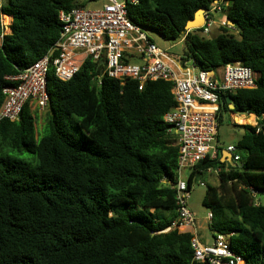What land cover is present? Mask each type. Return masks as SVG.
Here are the masks:
<instances>
[{
  "label": "trees",
  "instance_id": "16d2710c",
  "mask_svg": "<svg viewBox=\"0 0 264 264\" xmlns=\"http://www.w3.org/2000/svg\"><path fill=\"white\" fill-rule=\"evenodd\" d=\"M93 1L0 0V106L3 88L13 83L6 76L32 65L59 39V12ZM215 1L227 2L225 25L208 34L185 29ZM127 10L153 42L149 31L184 40L183 53L169 55L183 66L193 61L210 70L241 61L257 73L256 88L220 97L218 132L224 112L257 118L256 125L235 124L244 129L235 144L242 163L208 155L187 178L192 192L199 176L221 167L211 173L218 183L206 184L203 196L213 237L228 235L245 264H264V201L256 204L252 192H264V0H139ZM3 15L12 18L9 33ZM105 67L88 57L68 81L50 70L43 130L29 104L18 121L0 122V264H209L195 260L191 229L167 230L178 218L172 184L179 177V135L164 120L176 105L173 83L122 84ZM7 151L33 153L37 163Z\"/></svg>",
  "mask_w": 264,
  "mask_h": 264
},
{
  "label": "built area",
  "instance_id": "2783aa9c",
  "mask_svg": "<svg viewBox=\"0 0 264 264\" xmlns=\"http://www.w3.org/2000/svg\"><path fill=\"white\" fill-rule=\"evenodd\" d=\"M103 1L100 8L78 7L59 12V39L32 65L18 74L6 76L13 83L3 88L0 122L4 119L18 121L26 104L39 113L44 111L49 102L47 81L50 70L58 79L68 81L88 57L94 61L104 60V74L122 84L134 79L142 88L147 81L163 79L172 82L176 105L164 115V120L179 135V177L173 184L178 218L167 230L180 227L193 231L191 246L195 260L209 264H245L244 257L231 249L228 235L216 233L213 243L205 244L194 232L196 216L189 206L191 192L185 173L208 155L211 159L219 157L221 147L217 140L221 93L256 88L257 73L241 61L210 70L197 69L193 61L183 66L129 19L128 4H137L139 0ZM224 4L227 2L215 1L207 9L206 22L201 27L203 33L210 32L217 22L215 15L223 12ZM3 26L4 30L8 28ZM134 58L140 62L133 63ZM127 59L130 61L126 62ZM227 150L233 153V160H240L235 145L228 146ZM221 170V167L210 168L207 173L217 175ZM252 192L254 202H262L259 195H264V192L253 189ZM207 218L212 219V212H208Z\"/></svg>",
  "mask_w": 264,
  "mask_h": 264
},
{
  "label": "rangeland",
  "instance_id": "374dc122",
  "mask_svg": "<svg viewBox=\"0 0 264 264\" xmlns=\"http://www.w3.org/2000/svg\"><path fill=\"white\" fill-rule=\"evenodd\" d=\"M103 3H104L103 0H95L89 3L87 7L90 9H96V8H100L103 5ZM221 14H223V12ZM219 16H220V20L217 19L218 22H216L214 25L216 26L225 25L227 22L226 17L224 15H219ZM2 21L5 27L8 26V28L5 29V31L9 33L10 32L9 24L11 23V19L9 22H7L6 15H3ZM228 24L232 25V23H230L229 21H228ZM231 30L232 32L237 33L235 29H231ZM213 32H216V31H214L213 29ZM149 34L154 39V42L160 48H162V50H164L168 56L171 54L179 55L183 53L184 47H185L184 40H181L179 42L167 40L155 31H149ZM1 42H2V38L0 37V45H1ZM132 62L139 63L140 61L134 58L132 59ZM46 111L47 109H45L41 113H38L35 109H32V112L37 115V125H38L39 130H43L44 125L46 123ZM235 124L256 125L257 120L256 122H253V123H248V122L234 123L233 118L231 117L230 113L224 112L222 115V122H221V125L219 127V132H218L219 143H221L224 147H227L230 144L232 145L236 144L238 140L241 138V136L243 135V132H244L243 127L237 126ZM7 153L15 158L22 159L28 163H31V164L37 163L36 155L33 153H29L25 151L21 153L17 151H7ZM240 155L242 157L243 154L240 153ZM241 163H242V160L238 161V165H240ZM185 174H187V172ZM218 181H219L218 177H216L213 174L206 173L202 176H199V178L194 184L192 195L189 199V206L196 216V227H197L199 237L202 240V242L205 244H212L214 241V237L209 227L210 220L207 218L208 209L203 205V198H204L203 196H204L206 187L203 186L201 183L214 185V184H217ZM259 197H261V200L264 201L263 194H260Z\"/></svg>",
  "mask_w": 264,
  "mask_h": 264
},
{
  "label": "crops",
  "instance_id": "0c3cea01",
  "mask_svg": "<svg viewBox=\"0 0 264 264\" xmlns=\"http://www.w3.org/2000/svg\"><path fill=\"white\" fill-rule=\"evenodd\" d=\"M219 15H224V14H221V13H218V14H216V21H217V19L218 20H220V16ZM12 19V18H11ZM218 22V21H217ZM175 59V58H174ZM176 60V59H175ZM177 61V60H176ZM178 62V61H177ZM179 64H180V62H178ZM231 115V117L233 118V121L235 120L234 118L235 117H241V118H244V119H248V118H250V117H252L253 118V122H256V120H257V118H256V116L254 115V114H250V115H247V114H233V113H231L230 114ZM253 122H251V123H253ZM234 123H241V122H237V121H234ZM217 142H218V144H219V146H221V152H220V154H219V159L222 161V162H226V163H232L233 162V155H231V154H233V153H229V151L227 150V147L228 146H230V145H232V144H230V145H228L227 147H224L221 143H219V139L217 140ZM235 145V144H234ZM231 160V161H230ZM190 171V170H189ZM189 171H187V173H189ZM209 174H211V173H209ZM206 184V183H205ZM205 187H206V185H204ZM193 191V190H192ZM191 195H192V192H191ZM191 197V196H190ZM194 232L195 233H197V236L199 237V234H198V231H197V228L194 230ZM200 238V237H199ZM201 240V239H200ZM202 241V240H201Z\"/></svg>",
  "mask_w": 264,
  "mask_h": 264
},
{
  "label": "water",
  "instance_id": "95a60500",
  "mask_svg": "<svg viewBox=\"0 0 264 264\" xmlns=\"http://www.w3.org/2000/svg\"><path fill=\"white\" fill-rule=\"evenodd\" d=\"M206 11H207V8H204V7L198 9L196 11L194 17L187 22L185 29L191 30V29L201 28L202 26H204V24L206 22V17H205ZM229 22L232 23L231 21H229ZM228 101L230 102V108L234 109L235 105H234V103H232V99L230 97H228ZM229 153L231 154V152H229ZM233 165H236V164L233 163ZM172 186H173V184H172Z\"/></svg>",
  "mask_w": 264,
  "mask_h": 264
},
{
  "label": "bare ground",
  "instance_id": "6f19581e",
  "mask_svg": "<svg viewBox=\"0 0 264 264\" xmlns=\"http://www.w3.org/2000/svg\"><path fill=\"white\" fill-rule=\"evenodd\" d=\"M234 119H235V121L241 122V123H245V122L251 123V122L254 121L252 117H250L248 119H244V118H241V117H235Z\"/></svg>",
  "mask_w": 264,
  "mask_h": 264
},
{
  "label": "clouds",
  "instance_id": "9594fccd",
  "mask_svg": "<svg viewBox=\"0 0 264 264\" xmlns=\"http://www.w3.org/2000/svg\"><path fill=\"white\" fill-rule=\"evenodd\" d=\"M11 17V16H10Z\"/></svg>",
  "mask_w": 264,
  "mask_h": 264
}]
</instances>
